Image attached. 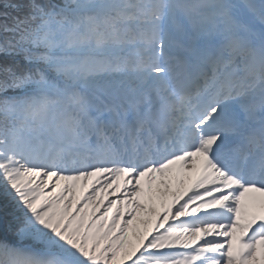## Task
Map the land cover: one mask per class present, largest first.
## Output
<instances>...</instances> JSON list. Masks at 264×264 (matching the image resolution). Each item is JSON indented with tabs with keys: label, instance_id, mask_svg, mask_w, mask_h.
Returning a JSON list of instances; mask_svg holds the SVG:
<instances>
[{
	"label": "snow or ice",
	"instance_id": "6c2138e0",
	"mask_svg": "<svg viewBox=\"0 0 264 264\" xmlns=\"http://www.w3.org/2000/svg\"><path fill=\"white\" fill-rule=\"evenodd\" d=\"M0 198V264H264V0H0Z\"/></svg>",
	"mask_w": 264,
	"mask_h": 264
},
{
	"label": "bare ground",
	"instance_id": "6f19581e",
	"mask_svg": "<svg viewBox=\"0 0 264 264\" xmlns=\"http://www.w3.org/2000/svg\"><path fill=\"white\" fill-rule=\"evenodd\" d=\"M189 175H191V176L194 177V176H195V173H190ZM189 183H190V181H187L183 187L186 188V187L188 186ZM182 190H183V189H182ZM77 194L79 195V192H77ZM169 202H171V197H169ZM141 215H142V214H141ZM153 220H154V218H153Z\"/></svg>",
	"mask_w": 264,
	"mask_h": 264
},
{
	"label": "trees",
	"instance_id": "16d2710c",
	"mask_svg": "<svg viewBox=\"0 0 264 264\" xmlns=\"http://www.w3.org/2000/svg\"><path fill=\"white\" fill-rule=\"evenodd\" d=\"M0 203H2V198H0Z\"/></svg>",
	"mask_w": 264,
	"mask_h": 264
},
{
	"label": "rangeland",
	"instance_id": "374dc122",
	"mask_svg": "<svg viewBox=\"0 0 264 264\" xmlns=\"http://www.w3.org/2000/svg\"><path fill=\"white\" fill-rule=\"evenodd\" d=\"M80 190L78 189V191L77 192H79ZM0 204H2V203H0Z\"/></svg>",
	"mask_w": 264,
	"mask_h": 264
}]
</instances>
